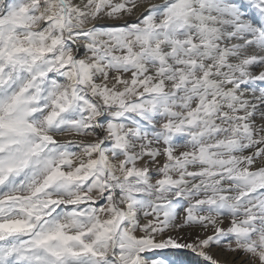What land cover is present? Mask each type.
Listing matches in <instances>:
<instances>
[{"label": "snow or ice", "instance_id": "1", "mask_svg": "<svg viewBox=\"0 0 264 264\" xmlns=\"http://www.w3.org/2000/svg\"><path fill=\"white\" fill-rule=\"evenodd\" d=\"M0 264H264V0H0Z\"/></svg>", "mask_w": 264, "mask_h": 264}]
</instances>
